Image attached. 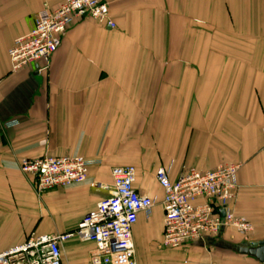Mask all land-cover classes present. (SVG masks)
Listing matches in <instances>:
<instances>
[{
  "label": "crops",
  "instance_id": "crops-1",
  "mask_svg": "<svg viewBox=\"0 0 264 264\" xmlns=\"http://www.w3.org/2000/svg\"><path fill=\"white\" fill-rule=\"evenodd\" d=\"M64 1L0 0V253L75 231L108 196L93 183L134 166L136 190L157 201L133 229L138 264H264L240 253L264 242V0H110L116 28L77 20L47 70L12 72L16 39ZM47 156L85 158L87 182L38 195L19 164ZM228 164L240 165L234 213L253 232L163 248L157 170L172 166L175 182ZM95 249L69 240L62 264H90Z\"/></svg>",
  "mask_w": 264,
  "mask_h": 264
},
{
  "label": "built area",
  "instance_id": "built-area-1",
  "mask_svg": "<svg viewBox=\"0 0 264 264\" xmlns=\"http://www.w3.org/2000/svg\"><path fill=\"white\" fill-rule=\"evenodd\" d=\"M94 20L116 28L110 14V0H65L56 9L45 7L27 35L16 39L9 50L12 72L50 60L60 48L69 28L77 20ZM91 163L83 157H43L22 159L23 175L30 178L38 195L81 185L87 182ZM172 166L161 167L156 179L164 190V234L162 247L178 249L190 242L218 235L222 229L234 228L245 239L253 225L234 213L237 197V173L240 165H221L214 170L181 173L177 181L170 179ZM112 184L94 182L93 187L108 192L95 211L87 215L70 233L31 234L22 245L0 253V264H62L63 245L72 239L93 241L96 249L90 264H138L133 229L138 216L150 217L156 199L138 193L134 166L115 167ZM204 199V204L197 201Z\"/></svg>",
  "mask_w": 264,
  "mask_h": 264
},
{
  "label": "water",
  "instance_id": "water-1",
  "mask_svg": "<svg viewBox=\"0 0 264 264\" xmlns=\"http://www.w3.org/2000/svg\"><path fill=\"white\" fill-rule=\"evenodd\" d=\"M240 253L254 257L264 263V242L256 243L252 247L242 248Z\"/></svg>",
  "mask_w": 264,
  "mask_h": 264
}]
</instances>
